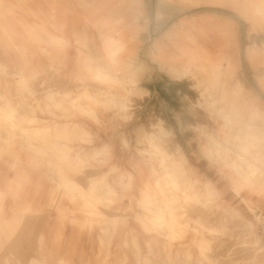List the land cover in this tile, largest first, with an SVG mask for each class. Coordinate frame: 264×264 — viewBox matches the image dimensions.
<instances>
[{
    "label": "rangeland",
    "instance_id": "1",
    "mask_svg": "<svg viewBox=\"0 0 264 264\" xmlns=\"http://www.w3.org/2000/svg\"><path fill=\"white\" fill-rule=\"evenodd\" d=\"M22 4L0 0V151L21 134L49 170L31 193L39 207L8 219L0 208V264H264V0H135L116 19L134 24L137 40L107 48L121 66L102 38L72 48L63 31L52 41L45 0ZM78 17L75 29L101 26ZM169 53L201 61L177 80L160 67ZM152 87V137L112 141L132 134L116 124L141 121ZM212 173L255 199L224 200L206 184Z\"/></svg>",
    "mask_w": 264,
    "mask_h": 264
},
{
    "label": "crops",
    "instance_id": "2",
    "mask_svg": "<svg viewBox=\"0 0 264 264\" xmlns=\"http://www.w3.org/2000/svg\"><path fill=\"white\" fill-rule=\"evenodd\" d=\"M18 2L17 7L21 10H26L22 5L23 0H16ZM46 4L50 7L51 12H53V17L55 18V26L58 27V33L52 35H49V38L52 41H61L64 42L66 38V34L63 31H67L69 35H67V38L65 40V44L69 47H76L78 46L79 41H87L88 39H93L94 36L98 38H102L104 41L102 43L103 46V52L104 55L106 54V58L112 60L111 62L115 64H120L119 57L117 53L110 58L111 56L108 55V46L112 43L116 44L120 50H124L126 47L124 44V41H133L137 40L136 38V31L137 29L134 28V24H129L126 22L121 23L122 25L118 27L116 19V15H119L118 13H121L123 10H133V2L135 0H76L78 6L83 10V15L79 14L78 11L74 9L75 4H73L71 1L68 0H45ZM26 13H28L26 11ZM81 16V17H78ZM27 17V16H26ZM79 18L81 21L79 23H91V24H100L101 26L93 27L92 25L86 26V30H88V33L83 29L80 30V28H73L78 20L76 18ZM23 27L26 28H32L35 26V24H29L28 20H26L22 16L21 21ZM33 25V26H32ZM38 26V25H37ZM90 31H93L96 33L89 34ZM111 31L114 32V36L109 35L108 33ZM135 32V33H134ZM170 32L165 31L162 35L163 41L157 42L158 44L162 45L164 48L169 46V36L166 37L167 33ZM47 34V33H46ZM71 37L75 43H72L68 38ZM90 37V38H89ZM138 37V36H137ZM197 39V43L195 44V47L198 49V53L200 51V47L202 43L199 42V38L195 36ZM68 39V40H67ZM124 40V41H123ZM154 40V39H153ZM132 44V43H131ZM182 48L184 47V42L181 43ZM155 45V44H154ZM99 47V46H98ZM100 48V47H99ZM94 50L98 53V56L100 57V53L98 51L97 47H94ZM120 51V52H121ZM77 53L79 50L76 51ZM119 53V52H118ZM163 56H165L167 53L163 52ZM170 54V53H169ZM108 56V57H107ZM162 56V58H163ZM198 56V60L193 61L192 59H189V55L185 54H178V56H175L174 54H170L164 62L160 64V67L164 69V72L170 76L168 73V69L172 66L174 69H176V73L173 76H170L174 79L180 80L182 78H185L184 73H186V70L183 68L187 65H189L190 62H197L201 61V56ZM102 57H104L102 55ZM116 57V58H115ZM227 58V63L230 62L229 56ZM101 59V57H100ZM11 94H15L14 91L11 89ZM146 97L143 101V110L145 112H135L139 119L141 120L139 123H136L135 121L131 122H117V126L119 127V130H122V132H128L132 133L129 135H121L119 133H114L111 135L115 139L112 140L115 143H122L123 138L130 141H132L134 138H143L146 140H149L153 133L147 132L146 129L148 128V118L150 114L153 113V109L155 108V104H157V96H159V93L155 90L154 87L152 89H147ZM158 94V95H157ZM13 96V95H12ZM11 107V106H10ZM17 102L15 101L14 108L17 109ZM140 107V106H139ZM164 111V110H163ZM135 114V115H136ZM20 119H22V114H20ZM137 119V120H139ZM164 122V120H163ZM108 125V124H107ZM115 125V126H116ZM165 126V123H164ZM171 128V127H170ZM164 130L168 131V129L164 128ZM135 132V136H134ZM105 134L100 133L99 137L101 140H105L104 136ZM19 139H17L16 142H14L13 145L9 147V151L7 152V148L2 149V152L0 151V193L3 195V202L2 205L0 204L1 212L4 215V218L8 219L11 218L13 214H16V212L21 213L24 211L26 212L27 208L29 207L32 210H35L39 203V199L36 195H31L33 189H36V185L43 182V174L44 172H48V168L44 165V159L36 154H33L31 152L26 151V147L23 144L25 138L21 134L17 136ZM101 140H99L101 142ZM157 148L158 153L162 155L163 160L166 158H170V161H177L176 159H171V154H169L165 148L161 149L157 146H154ZM3 148V147H2ZM104 149H107V147H103ZM1 150V147H0ZM125 156V152L122 153ZM180 160L185 159L187 160V153L185 151L183 154H179ZM123 157V156H121ZM124 160L122 163L125 164V167H128L129 165H126L128 162L127 155L123 157ZM178 165V161H177ZM203 166L200 163L199 165H196V169L198 172H201L203 170ZM212 170V168H211ZM211 181H207L206 184L213 185V183L216 185L214 189H216L217 192H220L224 200L229 201L231 204H234L237 199H240L241 201L245 203H250L251 200H254L255 198L250 197L248 194L243 193L241 196L242 198H238L236 194L233 195L230 193V190L227 186H224L222 184V181H218L216 176L213 175V173L210 175ZM224 182V181H223ZM234 190V187H233ZM30 191V193L28 192ZM241 193V192H240ZM34 196V197H33ZM38 199V200H37ZM37 201V203H36ZM23 219V216H22ZM24 221H26V218L24 217Z\"/></svg>",
    "mask_w": 264,
    "mask_h": 264
},
{
    "label": "built area",
    "instance_id": "3",
    "mask_svg": "<svg viewBox=\"0 0 264 264\" xmlns=\"http://www.w3.org/2000/svg\"><path fill=\"white\" fill-rule=\"evenodd\" d=\"M257 228H258V233H259L261 239L264 242V223L258 222L257 223Z\"/></svg>",
    "mask_w": 264,
    "mask_h": 264
},
{
    "label": "bare ground",
    "instance_id": "4",
    "mask_svg": "<svg viewBox=\"0 0 264 264\" xmlns=\"http://www.w3.org/2000/svg\"><path fill=\"white\" fill-rule=\"evenodd\" d=\"M76 189V188H75ZM68 191V190H67ZM88 211V210H87ZM89 214V213H88ZM258 235H259V233H258ZM259 237H260V235H259ZM261 238V237H260ZM262 240V239H261Z\"/></svg>",
    "mask_w": 264,
    "mask_h": 264
}]
</instances>
